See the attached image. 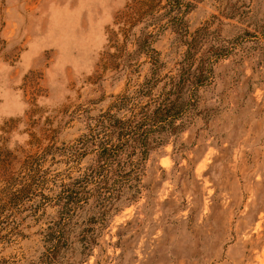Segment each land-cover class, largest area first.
<instances>
[{
  "label": "rangeland",
  "instance_id": "rangeland-1",
  "mask_svg": "<svg viewBox=\"0 0 264 264\" xmlns=\"http://www.w3.org/2000/svg\"><path fill=\"white\" fill-rule=\"evenodd\" d=\"M181 2L0 0V264H264V0ZM144 34L160 64L138 98ZM177 81L181 126L149 138L127 183L108 176L136 155L115 158L45 263L44 228L92 158L76 140L120 94L138 106Z\"/></svg>",
  "mask_w": 264,
  "mask_h": 264
},
{
  "label": "trees",
  "instance_id": "trees-1",
  "mask_svg": "<svg viewBox=\"0 0 264 264\" xmlns=\"http://www.w3.org/2000/svg\"><path fill=\"white\" fill-rule=\"evenodd\" d=\"M180 6L186 8L187 4H182L181 0H166L164 13L168 14L175 9H179ZM183 12L184 10H182ZM169 21L171 23L179 22L180 17H173ZM174 29H177V26ZM152 37V34H144L138 36L134 42L133 53L143 54L147 57L149 63V77L140 83L138 89L134 92L138 98L149 93L156 84V79L153 77L158 72L160 63L157 52L151 47ZM209 72L210 67H207L206 73L209 74ZM204 79L205 76L199 72L194 78V86L197 88L203 85ZM143 88L145 89L143 90ZM163 95L162 98H156L155 100L148 97L143 104L137 106L136 103H129L132 99L131 95L120 94L111 105L114 112H104L97 118L94 126L88 127L87 131L76 140L74 148L80 150L81 154H91L92 158L78 178L66 187L65 201L58 210L57 220L44 228L43 238L47 246L41 254L45 263L52 261L61 249L64 250L68 246L71 227L67 225L66 219L70 216V212H73L75 206L88 200V194L98 186V182L102 178H106L108 172H111V165L115 158L127 150H129L127 156L136 155L135 162L129 163L128 168L121 166L108 176L115 177L117 180L122 181L120 182L122 184L127 183L130 177L138 176L137 165L148 155L149 138L154 133H174L181 126L179 120L189 108V105L193 104V101H191L192 96L190 94L185 97L181 95L179 81L172 84ZM126 106L125 111H128L129 114L116 116V112L125 109ZM177 120L179 122L175 124ZM89 185L92 186L89 187ZM117 188L116 182H112L111 190L116 191ZM21 191L22 185L9 193V200L16 202ZM77 235L85 241L84 228L80 229ZM85 242L84 247L87 248L89 241Z\"/></svg>",
  "mask_w": 264,
  "mask_h": 264
}]
</instances>
